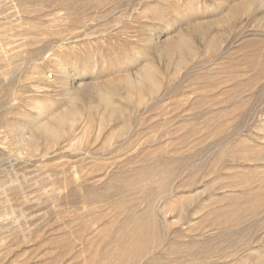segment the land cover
I'll use <instances>...</instances> for the list:
<instances>
[{
  "label": "rangeland",
  "instance_id": "obj_1",
  "mask_svg": "<svg viewBox=\"0 0 264 264\" xmlns=\"http://www.w3.org/2000/svg\"><path fill=\"white\" fill-rule=\"evenodd\" d=\"M0 264H264V0H0Z\"/></svg>",
  "mask_w": 264,
  "mask_h": 264
},
{
  "label": "bare ground",
  "instance_id": "obj_2",
  "mask_svg": "<svg viewBox=\"0 0 264 264\" xmlns=\"http://www.w3.org/2000/svg\"><path fill=\"white\" fill-rule=\"evenodd\" d=\"M151 222H152V221H151ZM151 222H150V224H151ZM146 223H147V222H146ZM146 223H145V224H146ZM139 232H140V231H139ZM138 234H140V233H138ZM144 234H145V233H144ZM143 236H144V235H143ZM141 237H142V236H141ZM145 242H146V241H145ZM126 253H128V252H126ZM121 256H122V255H121ZM124 257H125V256H124Z\"/></svg>",
  "mask_w": 264,
  "mask_h": 264
}]
</instances>
